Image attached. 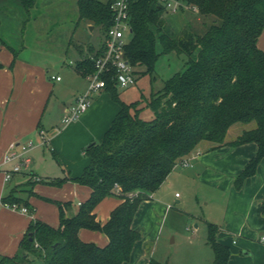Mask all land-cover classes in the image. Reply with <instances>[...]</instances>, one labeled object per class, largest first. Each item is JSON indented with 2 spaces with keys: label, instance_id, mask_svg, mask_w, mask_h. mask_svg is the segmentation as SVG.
I'll return each instance as SVG.
<instances>
[{
  "label": "trees",
  "instance_id": "obj_1",
  "mask_svg": "<svg viewBox=\"0 0 264 264\" xmlns=\"http://www.w3.org/2000/svg\"><path fill=\"white\" fill-rule=\"evenodd\" d=\"M17 1L27 11L37 2ZM112 1L77 0L80 19L106 33L114 19ZM181 1L203 16L214 17L203 32L191 26L181 34L172 31L163 17L166 8L162 0H129L132 31L125 54L136 76L154 78L160 53H185V66L167 78L161 89L152 90L149 96L142 93L131 102L120 98L117 82L108 77L105 90L111 92L119 111L103 139L86 146L90 161L83 173L71 178L91 187L90 196L74 215L66 214L70 202L56 201L58 227L31 219L16 253L0 256V264H123L141 238V232L132 227L140 204L151 198L173 168L201 143L213 148L255 142L257 151L236 176L235 187L242 188L246 179L256 174L264 157V49L258 43L264 31V0ZM104 47V41L97 47L91 45L87 55L76 62V71L83 76L93 72L90 55L98 56ZM252 121L254 127L226 140L232 125ZM69 178L35 179L59 185ZM116 184L123 201L108 221L101 223L95 208L104 197L116 193ZM15 192L2 196V202L25 205L32 212L28 201ZM261 211L264 215V197ZM81 228L103 231L109 242L100 246L84 241L79 236ZM219 231L216 223H207V240L214 251L212 264H228L231 250L218 241ZM149 264L166 263L152 257Z\"/></svg>",
  "mask_w": 264,
  "mask_h": 264
},
{
  "label": "crops",
  "instance_id": "obj_2",
  "mask_svg": "<svg viewBox=\"0 0 264 264\" xmlns=\"http://www.w3.org/2000/svg\"><path fill=\"white\" fill-rule=\"evenodd\" d=\"M80 20L86 19H80L79 15ZM87 24L96 28L88 20ZM1 28L2 20L0 33ZM263 38L264 31L258 42L264 49V44L261 45L264 43ZM90 47H87L86 52H89ZM83 56L78 52V56L70 59L69 64L73 65V69H66L67 78L64 82V75L58 70H51L53 63L48 67L45 59L31 58L18 51L10 42L3 38L0 40V256L16 253L31 219L37 218L58 227L60 209L56 201L70 202L66 214L74 215L80 204L91 194V187L71 178L83 173L90 161L85 153L86 146L103 139L120 106L109 90H102L94 94L89 108L77 120L68 124L63 122L62 125L55 116H51L53 109L49 110L51 98L56 92L69 90V98L60 100L64 104L59 103L65 113L66 107L87 89V77L75 69L76 62ZM54 76L61 78L56 79ZM144 112L151 116L148 109ZM244 129L247 128L243 126L235 135L230 136L228 133L226 140L233 139ZM28 139L35 142V146L27 153L28 162L21 171L14 172L6 179L4 172L13 165V162H4L10 145L14 141ZM256 151L255 142L237 146L222 144L213 148H210L209 143H201L195 148L185 157L191 165L178 163L152 193L151 198L140 204L132 227L141 232V238L135 242L129 260L123 264H149L150 258L156 259L157 241L163 232L164 219L169 216L172 208L170 191L176 187L184 190L183 201L186 204L190 200V204L195 202L197 205L205 201V218L198 217V220L206 228L208 222L219 226L218 241L228 245L231 250L228 264H264V242L260 241V236L264 234V215L261 211L264 157L256 174L248 177L242 188L237 189L234 183L236 176ZM64 176L70 178L59 185L35 179ZM13 189H16L17 196L28 201L32 212H22L2 202V196ZM175 196L181 197L179 192H175ZM122 201L118 193L104 197L95 208L97 219L101 223L107 222L112 210ZM176 201L181 202V198ZM187 211L197 218V209L188 208ZM200 222H195L188 234L189 242L196 250L187 264H212L214 259L208 248L212 247L207 237L199 238L197 235ZM79 236L84 241L100 246L109 242L107 234L100 230L81 228ZM153 241L154 246L150 249L148 243Z\"/></svg>",
  "mask_w": 264,
  "mask_h": 264
},
{
  "label": "rangeland",
  "instance_id": "obj_3",
  "mask_svg": "<svg viewBox=\"0 0 264 264\" xmlns=\"http://www.w3.org/2000/svg\"><path fill=\"white\" fill-rule=\"evenodd\" d=\"M182 4L184 6L178 11L173 12L167 9L164 11L163 17L171 30L176 34H181L186 27L191 26L193 30L203 32L214 17L203 16L184 2ZM0 18L2 20V38L31 58L45 59L48 67L53 63V67H50L51 70H58L60 74L64 75V82L67 78L66 69H73V65L69 64L70 59L73 56H78V52L81 55H87L88 46L97 47L105 40V32L101 27L93 29L87 24V20L79 21L76 0H38L37 5L30 11H27L17 0H0ZM263 44L261 43V45ZM157 50L160 52L162 50L159 42ZM187 58L185 53L176 51L160 53L155 63V77L151 79L149 74H137L134 85L128 88H118L120 98L125 102H131L139 99L142 93L149 96L152 90L161 89L167 78L184 68ZM69 96L68 89H63L61 93L56 92L49 105V110L53 109L51 116H55L62 125L64 111L63 107L60 108L59 105L64 103L60 100L67 99ZM61 97L62 99H60ZM255 125V121L238 122L231 126L228 133L230 136L235 135L243 126L248 128ZM175 192H179L181 197L175 196ZM170 194L169 200L172 208L169 216L164 219L163 232L157 241L155 257L165 263L169 261V264H183L184 262L187 264L188 261H191L196 250L189 242L188 234L190 228H194L195 222H200L198 217L205 218L203 217V212L206 210L205 201H200L197 205L195 202L190 204V200L186 204L183 201L185 195L181 187H176L170 191ZM180 198L181 202H177L176 200ZM188 208L198 210L196 219L187 211ZM197 235L199 238L207 237V228L203 222H200ZM152 245L154 246V241L148 243L150 249H152ZM208 248L211 249V256L214 255L213 249L210 246Z\"/></svg>",
  "mask_w": 264,
  "mask_h": 264
},
{
  "label": "built area",
  "instance_id": "obj_4",
  "mask_svg": "<svg viewBox=\"0 0 264 264\" xmlns=\"http://www.w3.org/2000/svg\"><path fill=\"white\" fill-rule=\"evenodd\" d=\"M165 8L170 11H178L184 5L181 0H162ZM114 19L112 25L105 33V47L98 56L90 55L94 60L95 70L86 77L88 80L87 89L78 95L76 101L67 106L63 115V122L68 124L79 118L91 105L92 97L95 93L105 90L108 77L114 79L120 88H128L136 83L137 77L133 65L129 62L125 54V46L129 41L131 24L129 0H113L111 3ZM55 77V76H54ZM60 79V76H56ZM35 146L33 139L25 141H14L10 145L9 151L4 157V162H13L12 168L6 170L5 178L9 179L14 172H19L29 157L27 153ZM183 166L191 165L189 159H182L179 162ZM116 193H120L119 185L115 186ZM13 209L22 212H29L25 205L5 204ZM260 241L264 242V234L260 236Z\"/></svg>",
  "mask_w": 264,
  "mask_h": 264
}]
</instances>
